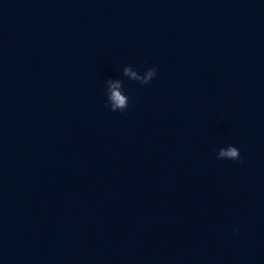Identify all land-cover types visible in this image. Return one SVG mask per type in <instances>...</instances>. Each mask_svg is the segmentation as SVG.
<instances>
[{"label":"water","instance_id":"water-1","mask_svg":"<svg viewBox=\"0 0 264 264\" xmlns=\"http://www.w3.org/2000/svg\"><path fill=\"white\" fill-rule=\"evenodd\" d=\"M0 264H264V0H0Z\"/></svg>","mask_w":264,"mask_h":264},{"label":"clouds","instance_id":"clouds-1","mask_svg":"<svg viewBox=\"0 0 264 264\" xmlns=\"http://www.w3.org/2000/svg\"><path fill=\"white\" fill-rule=\"evenodd\" d=\"M126 75H131L135 79H140L136 76V73L130 72L129 69H125ZM156 75V69L150 68L147 72V76L143 79H140L141 84H148L152 78ZM108 84L110 85V96L109 99L113 102L111 104V110L117 111V109L120 112H124L125 109L129 106V97L128 95H124L121 93V82L120 81H108ZM221 156H227L232 160H238L240 158V152L237 150V148L229 147L226 151L222 150L220 153Z\"/></svg>","mask_w":264,"mask_h":264}]
</instances>
